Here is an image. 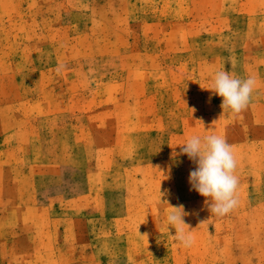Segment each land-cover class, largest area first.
I'll return each mask as SVG.
<instances>
[{"label":"rangeland","instance_id":"obj_1","mask_svg":"<svg viewBox=\"0 0 264 264\" xmlns=\"http://www.w3.org/2000/svg\"><path fill=\"white\" fill-rule=\"evenodd\" d=\"M218 70L257 80L238 115ZM192 135L232 146L223 217ZM0 264H264V0H0Z\"/></svg>","mask_w":264,"mask_h":264},{"label":"clouds","instance_id":"obj_2","mask_svg":"<svg viewBox=\"0 0 264 264\" xmlns=\"http://www.w3.org/2000/svg\"><path fill=\"white\" fill-rule=\"evenodd\" d=\"M256 86L257 80L252 76L240 78L229 71L218 70L207 89L222 98L223 112L228 110L238 115L250 104ZM179 146L180 151H173L172 157L175 159L186 155L195 164L188 177L190 191L194 190L205 198L212 215L223 217L233 211L239 202V180L235 175L237 160L232 146L219 135H192ZM171 208L173 211L167 214L166 223L168 228L171 226L175 229V235L170 236L183 247L192 246V230H189V225L183 219L188 213L184 211L183 205Z\"/></svg>","mask_w":264,"mask_h":264}]
</instances>
